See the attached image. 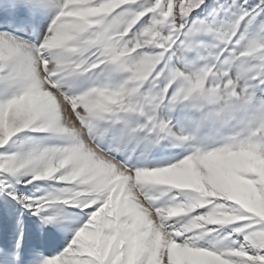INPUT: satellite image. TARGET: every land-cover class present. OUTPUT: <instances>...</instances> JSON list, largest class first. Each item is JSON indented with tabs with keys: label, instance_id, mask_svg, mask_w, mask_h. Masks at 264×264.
Returning a JSON list of instances; mask_svg holds the SVG:
<instances>
[{
	"label": "snow or ice",
	"instance_id": "snow-or-ice-1",
	"mask_svg": "<svg viewBox=\"0 0 264 264\" xmlns=\"http://www.w3.org/2000/svg\"><path fill=\"white\" fill-rule=\"evenodd\" d=\"M0 196V264H264V0H0Z\"/></svg>",
	"mask_w": 264,
	"mask_h": 264
},
{
	"label": "rangeland",
	"instance_id": "rangeland-1",
	"mask_svg": "<svg viewBox=\"0 0 264 264\" xmlns=\"http://www.w3.org/2000/svg\"><path fill=\"white\" fill-rule=\"evenodd\" d=\"M209 3H212L213 0H208ZM29 136L39 137L44 136L46 133H39V132H28ZM19 135V134H18ZM172 152L179 151L178 149H172L170 150ZM41 184H44L45 182L41 181L38 182ZM31 188V185L28 186ZM18 188L21 190L23 189V185H18ZM4 199L3 196H0V202H2ZM14 203V202H13ZM24 222V230L26 234V242L29 246L40 244L45 246L48 251L45 252L46 256L51 257L52 255H55L59 250H61L64 247V237L71 235V232L68 233H59L58 235H55L56 230L52 229L50 225L45 226L47 229L50 230L52 234L49 235L48 238H42L39 231H38V225L40 224V220L38 217L31 216V214L26 213L24 217H21ZM15 232V235H19L18 230H16L15 222L9 223L2 211H0V246L7 244V243H14L13 241V233Z\"/></svg>",
	"mask_w": 264,
	"mask_h": 264
}]
</instances>
